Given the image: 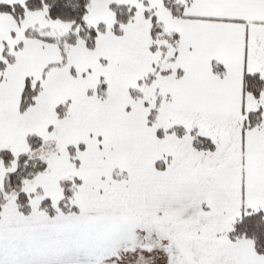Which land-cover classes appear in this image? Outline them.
<instances>
[{"label":"snow or ice","instance_id":"snow-or-ice-1","mask_svg":"<svg viewBox=\"0 0 264 264\" xmlns=\"http://www.w3.org/2000/svg\"><path fill=\"white\" fill-rule=\"evenodd\" d=\"M0 264H264V0H0Z\"/></svg>","mask_w":264,"mask_h":264}]
</instances>
